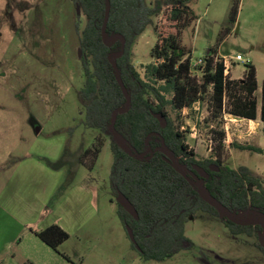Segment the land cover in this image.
<instances>
[{
  "label": "rangeland",
  "instance_id": "rangeland-1",
  "mask_svg": "<svg viewBox=\"0 0 264 264\" xmlns=\"http://www.w3.org/2000/svg\"><path fill=\"white\" fill-rule=\"evenodd\" d=\"M146 1L151 4L157 0ZM236 2L237 15L231 22ZM190 5L198 20L184 30L182 44L190 51L192 64L213 51L216 62L243 56L256 67V95L261 102L264 0H190ZM154 22L164 35L175 32L166 14ZM77 23L82 29L86 18L77 14L73 0H0V190L15 169H23L21 163L27 158L33 157L48 168L47 160L63 163L62 176L42 219L49 210L64 204L61 223L70 235L56 252L18 247L16 261L23 262L30 256L39 262L54 257L57 264H264L259 238L235 236L222 218L203 212L193 215L185 228L186 236L194 243L191 250L156 262L143 260L132 249L110 189L113 155L108 134L84 125L85 109L78 93L85 78ZM156 43L155 27H150L133 47L134 66L142 77L146 66L153 63L151 51ZM232 63L230 78H242L247 63ZM194 75L201 76L199 71ZM194 106L181 112L179 118L176 113H170V117L195 159L204 161L212 155L211 128L205 124L210 115L209 96L198 110ZM238 120L226 115L221 121L227 136L223 164L235 170L248 167L264 183V152L236 148L237 144L252 145L264 151V125ZM250 127L253 133L248 135ZM100 140L105 144L95 166L90 169L80 164L81 154ZM93 162L90 156L87 164ZM73 211L75 215L69 219ZM241 215L250 221L256 219ZM10 225L16 227L10 214L0 209V230Z\"/></svg>",
  "mask_w": 264,
  "mask_h": 264
},
{
  "label": "trees",
  "instance_id": "trees-1",
  "mask_svg": "<svg viewBox=\"0 0 264 264\" xmlns=\"http://www.w3.org/2000/svg\"><path fill=\"white\" fill-rule=\"evenodd\" d=\"M73 1L80 6L86 18L82 29L80 24H76L85 78L78 93L85 109L84 125L108 134L113 155L110 174L112 196L117 199L120 193L123 194L139 216L135 219L116 201L117 215L126 233V227H129L135 237L136 245L131 242L132 249L145 261L170 259L194 247L185 233L193 215L203 212L221 218L218 211L200 197L193 178L189 176L186 179L173 168L163 152L157 151L163 144L176 160L180 159V164H187L188 170H191V165L206 170L208 179H201L195 172L193 175L203 181L204 187L219 204L231 212L264 218L262 179L248 167L235 170L223 164L227 136L221 121L226 114L249 121L259 119L264 124V82L259 102L256 67L247 63L244 76L233 80L224 75L223 63L216 62L215 51L203 58L202 64H192L190 51L182 44L184 30L194 26L198 20L190 0H157L151 4L146 0H110L106 35L109 38L122 36L126 41L124 54L115 62L131 96V107L116 116L115 129L126 140L130 149L127 152L109 133L113 113L126 107V97L109 60L115 54L120 55L122 42L118 40L107 46L103 41L105 0ZM237 8L236 2L230 14L231 22L236 19ZM162 14L167 15L175 32L167 35L158 32L154 20ZM150 27H155L157 43L151 51L153 63L146 66L142 77L134 66L133 47ZM194 71H199L201 76L196 77ZM167 95H171V99ZM206 96H209L210 115L205 124L211 128L212 155L198 161L189 145L185 144L183 133L170 113H176L179 118L184 110L197 103L201 105ZM154 114L166 118V127H162ZM104 144L100 140L85 150L79 157V163L93 168ZM236 148L258 154L264 152L252 145L237 144ZM147 151L149 153L145 155ZM90 156L94 162L88 165ZM46 163L53 170H59L63 165L48 160ZM211 165L219 171H211ZM223 220L235 236L244 234L259 238L263 230L258 225L243 226ZM34 233L55 251L70 238L59 225ZM258 247L264 253L259 242Z\"/></svg>",
  "mask_w": 264,
  "mask_h": 264
},
{
  "label": "crops",
  "instance_id": "crops-1",
  "mask_svg": "<svg viewBox=\"0 0 264 264\" xmlns=\"http://www.w3.org/2000/svg\"><path fill=\"white\" fill-rule=\"evenodd\" d=\"M239 79L233 78V80ZM258 121L260 120L258 119L255 122ZM261 123L258 122V126H261ZM262 125L264 124L262 123ZM21 167H23L22 170H20V167L15 169L0 190V209L10 214V219L16 225V227L10 225L9 228L0 230V246L3 247L0 248V264H57L58 261L54 260V257H51L50 261L43 259L39 262L29 256L24 260L25 262L16 261L17 254L15 250L24 245L42 252L47 250L56 252L43 243L34 231H41L57 224L67 230L61 223L60 217L64 204L56 210H49L45 219H42L43 211L48 206L52 196L51 193L56 187L55 184L62 176L61 170L45 167L33 157L23 161ZM74 215V211L71 214L69 213V219ZM30 226H35L37 229H30ZM4 252L6 253L4 254ZM5 256L13 257L7 260Z\"/></svg>",
  "mask_w": 264,
  "mask_h": 264
},
{
  "label": "water",
  "instance_id": "water-1",
  "mask_svg": "<svg viewBox=\"0 0 264 264\" xmlns=\"http://www.w3.org/2000/svg\"><path fill=\"white\" fill-rule=\"evenodd\" d=\"M106 2V12H105V19H104V23H103V27H102V38L104 43L107 46H112L115 42H117L118 40H120L122 42V50L120 55H114L111 56L109 58L110 62L112 63V65L114 66L115 72H116V79L117 82L119 84V86L121 87L125 97H126V107L124 109H119L116 110L113 115H112V123L109 127V133L113 136L115 142L124 150H126L127 152H130L129 147L127 146V142L126 140L120 135L118 134V132L115 129V121H116V116L120 113H125L127 112L130 107H131V96L128 93L127 89L125 88V85L122 81L121 75H120V71L118 69V66L115 62V59L122 56L124 54V50H125V39L122 36H115L113 38H109L106 35V29H107V25H108V21H109V17H110V10H111V3L110 0H105ZM76 10H77V14L80 15L81 14V9L80 6L77 5L76 6ZM81 55V51L79 50V56ZM154 117L160 122V124L162 125V127H166L167 125V121L166 118L163 115L160 114H154ZM38 133V130L36 131ZM159 151H162L165 155L167 160L172 164L173 168L180 173L181 175H183L184 177H186V179H188V168L186 166H183L182 164H180L174 157L173 155L166 149V147L163 146L161 148H158ZM148 153V151L145 153V155ZM143 155V156H145ZM193 169L198 173V175L200 176L201 179L205 180L208 179L209 175L206 172V170L200 166H194ZM209 169L211 171H215L218 172V168H216L214 165H211L209 167ZM196 177V176H195ZM198 177H196L197 179ZM198 186V191H199V195L202 199H204L208 204H210L212 207H214L219 215L221 216L222 219H226L228 221H231L233 223H237L243 226H248V225H253V226H261L262 228H264V218L262 217H256L253 215H250L249 213H236V212H231L228 208H226L225 206L219 204L207 191V189L204 187L203 181L200 180L198 183H196ZM117 203L126 211L128 212L132 217H134L135 219H138V213L136 211V209L133 207V205L131 204V202L123 195V194H119L117 199H116ZM241 214H248L252 217H255L256 219L253 221H250L248 219H245ZM242 217L243 220H239L238 218ZM128 236L130 241L136 245V240L133 234V231L129 228L126 227ZM259 243L261 245V247L264 249V232L261 233L259 235Z\"/></svg>",
  "mask_w": 264,
  "mask_h": 264
},
{
  "label": "built area",
  "instance_id": "built-area-1",
  "mask_svg": "<svg viewBox=\"0 0 264 264\" xmlns=\"http://www.w3.org/2000/svg\"><path fill=\"white\" fill-rule=\"evenodd\" d=\"M232 61L241 62V63H249V61H247L246 59H244V57L241 56V55L236 56V57L234 58V60H232V59H228V58H225V57H224V58L222 59V63H223V66H224V75H225L226 77H230V75H231V73H232V68H233V63H232ZM202 63H203V61H202V59H200V60H198V61L195 63V65H199V64H202ZM197 106H198V107H197ZM199 106H200V104L197 103V104H195L194 108H195L196 110H198ZM226 115H229V117H230L231 119H239L238 121H243V120H245V119H242V118H238V117L232 116V115H230V114H226ZM226 115H225V117H226ZM247 121L250 122L251 124L254 123L253 121H249V120H247ZM252 133H253V130H252V127H250V129H249V134H248V135H251ZM177 161H178V160H177Z\"/></svg>",
  "mask_w": 264,
  "mask_h": 264
},
{
  "label": "flooded vegetation",
  "instance_id": "flooded-vegetation-1",
  "mask_svg": "<svg viewBox=\"0 0 264 264\" xmlns=\"http://www.w3.org/2000/svg\"><path fill=\"white\" fill-rule=\"evenodd\" d=\"M157 151H159L158 149H157ZM162 152V151H161ZM148 153H149V151H148ZM178 160V162H179V160L180 159H177ZM180 163V162H179ZM183 166H186L187 167V164H184ZM194 166H197V165H191V170H189L188 171V177L190 176V177H192L193 178V181L195 182V183H198L199 181H200V179L199 178H197L196 179V177L193 175V172H195V173H197L194 169H193V167ZM201 167V166H200ZM198 174V173H197ZM199 176V175H198ZM200 177V176H199Z\"/></svg>",
  "mask_w": 264,
  "mask_h": 264
},
{
  "label": "bare ground",
  "instance_id": "bare-ground-1",
  "mask_svg": "<svg viewBox=\"0 0 264 264\" xmlns=\"http://www.w3.org/2000/svg\"><path fill=\"white\" fill-rule=\"evenodd\" d=\"M239 220H243L241 217L238 218Z\"/></svg>",
  "mask_w": 264,
  "mask_h": 264
}]
</instances>
